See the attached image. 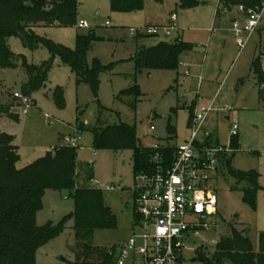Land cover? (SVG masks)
I'll list each match as a JSON object with an SVG mask.
<instances>
[{
    "label": "rangeland",
    "instance_id": "374dc122",
    "mask_svg": "<svg viewBox=\"0 0 264 264\" xmlns=\"http://www.w3.org/2000/svg\"><path fill=\"white\" fill-rule=\"evenodd\" d=\"M195 1L198 5L185 8L182 0H145L139 11L113 12L110 0H77L78 21H86L89 28H80L79 22L73 27L36 28L40 43L36 50L26 47L20 37L8 39L17 65L0 68V105H10L19 118L0 115V131L15 138L20 155L18 170L46 157L54 148L66 146L65 137L80 133L78 185L101 189L105 205L117 219L115 229L95 231L91 239L94 248H118L135 233L136 167L132 150L98 148L93 130L126 124L136 128L146 147L158 142L177 146L191 136L190 107H208L214 102L205 130L227 144L233 126H239V150L227 159L233 157L237 171L260 173L262 189L254 204H249L244 200L247 184L237 182L228 168H223L217 183L219 214L213 218L214 226L186 244L183 262L204 264L198 260L197 250L202 249L211 257L217 243L231 235L232 227L244 231L254 251L259 252L260 234L264 233V101L259 95L253 63L260 60L264 70V13L258 29L241 49L234 32V23L244 22L239 8L223 11L220 0ZM173 15L177 16L176 21H172ZM152 27L173 29L169 35L159 29L158 35L146 37L145 31ZM91 30L98 39L88 52V64L93 66L98 61L110 67L100 75L97 89L79 84L72 69L56 57L46 85L30 96L34 106L24 114L14 95L24 93L29 80L26 66L40 67L51 60L49 42L75 51L77 36ZM178 39L192 46L182 53L178 70L136 69L133 57L143 46L174 43ZM135 86L139 87V96L124 94ZM57 90L64 95L63 107L56 102ZM169 124L175 130L172 139ZM107 186L114 190L106 189ZM75 211L76 201L70 192L47 191L37 224L58 225ZM74 225L71 219L59 237L38 251V264L75 260Z\"/></svg>",
    "mask_w": 264,
    "mask_h": 264
},
{
    "label": "trees",
    "instance_id": "16d2710c",
    "mask_svg": "<svg viewBox=\"0 0 264 264\" xmlns=\"http://www.w3.org/2000/svg\"><path fill=\"white\" fill-rule=\"evenodd\" d=\"M160 2L161 0H154ZM113 12H135L143 8L145 0H110ZM223 11L234 7L262 9L264 0H220ZM198 5L195 0H182V6L192 8ZM79 7L77 0H0V68L16 66L15 54L8 45V39L20 37L23 44L36 50L40 47L35 29L39 27H73L78 24ZM147 35L146 37H153ZM95 31L77 36V49L71 51L52 42L47 43L52 58L40 67L26 66L29 80L25 85V95L31 96L46 85L53 60L60 57L76 74L79 84H87L97 89L100 75L110 67L95 61L90 66L88 52L95 40ZM192 46L178 39L174 43L161 42L155 46L142 47L133 57L137 70H178L180 57ZM253 71L260 87L259 95L264 101V70L260 60L253 63ZM125 95H140L139 87L126 91ZM60 107L64 106L62 91L55 92ZM195 105L190 107L193 113ZM12 119L19 118L12 107L0 105V115ZM81 130V129H79ZM171 138L175 130L169 124ZM95 145L98 148H110L115 152L132 150L136 175L151 167L154 151L142 144L136 128L126 124L118 126L96 127L93 130ZM236 137L232 141L233 153L238 152ZM15 138L0 131V264H38V251L59 237L67 223L74 220L76 244L75 260H64L60 264H114L117 247L111 249L94 248L92 237L97 230L115 229L117 219L112 210L104 203L103 191L97 188L78 185V147L62 146L54 148L46 157L30 164L23 170L17 169L20 155L14 144ZM229 157V156H227ZM225 158V167L237 182H245L244 200L254 204L257 193L262 189L261 175L257 171L241 172L233 167V157ZM227 163V164H226ZM90 181H94L91 177ZM47 191H68L76 201V211L58 225L49 222L44 226L37 224V215L43 209ZM198 260L204 264H264V233L260 234V249L255 252L252 242L232 227L231 235L222 238L216 245L215 253L210 257L202 249L197 250Z\"/></svg>",
    "mask_w": 264,
    "mask_h": 264
},
{
    "label": "built area",
    "instance_id": "2783aa9c",
    "mask_svg": "<svg viewBox=\"0 0 264 264\" xmlns=\"http://www.w3.org/2000/svg\"><path fill=\"white\" fill-rule=\"evenodd\" d=\"M240 18L234 23L237 43L243 49L250 36L258 29L264 13L262 9H245L239 6ZM177 16H172L176 21ZM80 28H89L86 21ZM163 29L166 35L173 27L147 28L146 35H158ZM132 34L134 32L132 31ZM185 74H189L185 72ZM22 112L26 114L34 106L30 96L16 93ZM214 102L208 107L193 109L191 136L181 145L155 143L151 167L136 175L134 188L135 233L117 248L114 264H184L186 244L213 226L218 216V187L225 158L234 151L232 141L239 136V126L234 125L229 143H222L205 130ZM48 118V116H46ZM154 131L155 127L151 126ZM80 133L64 138L66 146L77 147ZM106 189L114 190L107 186Z\"/></svg>",
    "mask_w": 264,
    "mask_h": 264
},
{
    "label": "crops",
    "instance_id": "0c3cea01",
    "mask_svg": "<svg viewBox=\"0 0 264 264\" xmlns=\"http://www.w3.org/2000/svg\"><path fill=\"white\" fill-rule=\"evenodd\" d=\"M220 139V138H219Z\"/></svg>",
    "mask_w": 264,
    "mask_h": 264
}]
</instances>
